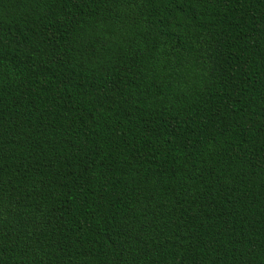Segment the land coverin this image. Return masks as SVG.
<instances>
[{
    "label": "trees",
    "instance_id": "16d2710c",
    "mask_svg": "<svg viewBox=\"0 0 264 264\" xmlns=\"http://www.w3.org/2000/svg\"><path fill=\"white\" fill-rule=\"evenodd\" d=\"M0 264H264V0H0Z\"/></svg>",
    "mask_w": 264,
    "mask_h": 264
}]
</instances>
